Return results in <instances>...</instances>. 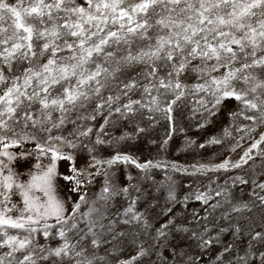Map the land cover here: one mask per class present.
<instances>
[{"label": "snow or ice", "instance_id": "1", "mask_svg": "<svg viewBox=\"0 0 264 264\" xmlns=\"http://www.w3.org/2000/svg\"><path fill=\"white\" fill-rule=\"evenodd\" d=\"M0 264H264V0H0Z\"/></svg>", "mask_w": 264, "mask_h": 264}, {"label": "rangeland", "instance_id": "2", "mask_svg": "<svg viewBox=\"0 0 264 264\" xmlns=\"http://www.w3.org/2000/svg\"><path fill=\"white\" fill-rule=\"evenodd\" d=\"M159 132H160V134H162L163 133V129L162 128L159 129ZM189 134L190 135H199V133H196V132H190ZM173 141L178 146L179 143H180V137H174ZM173 141H170V143H173ZM144 151H145V155H147L150 152L154 154L155 149H154V146L145 144ZM169 158L176 159V160H178L180 162H185V161L191 160V156L190 155H187V154H185L183 152L177 153L175 151H173V152H171L169 154ZM160 178H161V174L157 173V179H160ZM178 182L181 185L188 184V183H193L194 187H200L201 185H206L208 183V180H207L206 177H191V178H189V177H179L178 178ZM180 191L183 192V188L182 187H181ZM176 207L179 208L180 205H177ZM193 207H199V205L198 204L189 203V205H188L189 210L191 208H193Z\"/></svg>", "mask_w": 264, "mask_h": 264}]
</instances>
